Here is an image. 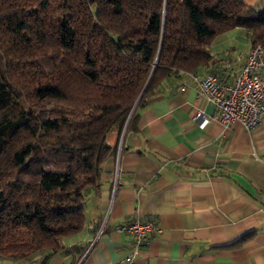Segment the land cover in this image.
<instances>
[{
    "label": "trees",
    "instance_id": "obj_1",
    "mask_svg": "<svg viewBox=\"0 0 264 264\" xmlns=\"http://www.w3.org/2000/svg\"><path fill=\"white\" fill-rule=\"evenodd\" d=\"M235 28L264 46V11L241 0H0V255L81 232L110 133Z\"/></svg>",
    "mask_w": 264,
    "mask_h": 264
},
{
    "label": "crops",
    "instance_id": "obj_2",
    "mask_svg": "<svg viewBox=\"0 0 264 264\" xmlns=\"http://www.w3.org/2000/svg\"><path fill=\"white\" fill-rule=\"evenodd\" d=\"M241 1L264 11V0ZM251 47L244 28L218 35L197 74L232 83ZM198 111L219 115L184 74L139 109L132 128L110 133L116 153L85 197L83 230L56 251L0 255V264H264V118L251 131L218 118L202 128L192 121ZM136 220L158 227L138 253L117 229Z\"/></svg>",
    "mask_w": 264,
    "mask_h": 264
},
{
    "label": "built area",
    "instance_id": "obj_3",
    "mask_svg": "<svg viewBox=\"0 0 264 264\" xmlns=\"http://www.w3.org/2000/svg\"><path fill=\"white\" fill-rule=\"evenodd\" d=\"M187 76L198 87L200 94L212 103L219 115L210 117L198 111L192 121L200 127H207L212 119L218 118L226 125L240 123L247 131L257 127L264 118V46L251 47L246 61L232 83L221 82L215 74L204 76L187 73ZM187 87L182 83L180 90ZM125 132V129L124 131ZM119 231L127 232L134 238L135 253L149 242L150 234L158 230L153 220H136L118 226ZM131 258L129 264H135Z\"/></svg>",
    "mask_w": 264,
    "mask_h": 264
},
{
    "label": "water",
    "instance_id": "obj_4",
    "mask_svg": "<svg viewBox=\"0 0 264 264\" xmlns=\"http://www.w3.org/2000/svg\"><path fill=\"white\" fill-rule=\"evenodd\" d=\"M148 83H149V81H148ZM148 83H147V85H148ZM147 85H146V87H147ZM146 87L144 88V90H143L142 94L144 93V91H145ZM142 94H141V96H142Z\"/></svg>",
    "mask_w": 264,
    "mask_h": 264
}]
</instances>
